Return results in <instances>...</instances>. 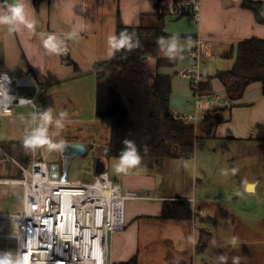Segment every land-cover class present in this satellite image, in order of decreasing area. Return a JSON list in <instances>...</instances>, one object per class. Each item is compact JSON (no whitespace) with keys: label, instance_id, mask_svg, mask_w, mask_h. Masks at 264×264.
Wrapping results in <instances>:
<instances>
[{"label":"crops","instance_id":"obj_1","mask_svg":"<svg viewBox=\"0 0 264 264\" xmlns=\"http://www.w3.org/2000/svg\"><path fill=\"white\" fill-rule=\"evenodd\" d=\"M158 1L25 0L28 18L37 21L35 30L31 31L21 26L19 31L11 32L8 26L0 25V71L15 75L20 68H25L32 72L42 92L39 106L44 110L53 109L54 124L58 119L62 123L67 121L65 123L72 124L67 116L60 117V113L65 112L63 96L68 101L74 99L72 92L63 93L62 88L67 87L68 80L75 78L77 80H73L74 85L80 84V89L85 85H88L90 90L95 89L97 79L92 66L108 60L114 54L115 50L109 46L108 38L116 34L117 25L138 26L154 23L158 16ZM242 1L201 0L199 23H194L189 16L176 20L164 16L163 31L167 37L164 38L165 44L160 49L159 58L163 62L157 68V72L170 77L169 107L172 113H175L172 110L175 108L182 112L183 109L188 110V102L192 98L188 82L177 75L190 63L186 55V38L200 37L213 54L212 58L203 60L201 66L204 79L201 92L207 99L215 95H220L222 99L227 96L224 81L217 75L231 69L233 59L229 55L235 50L236 45L250 38L264 39V24L257 23L252 12L241 7ZM13 2L14 0H0V10H4ZM73 31L77 33L76 37L69 36ZM49 33L57 35L62 44L68 46L67 58L50 53L44 48L43 41ZM173 35H177V51L174 57L169 59L166 55L167 44ZM150 62L155 68L154 59L151 58ZM166 62H169V65ZM86 76L88 78H85ZM82 112L83 110L80 111ZM29 113L28 111L26 116L31 119L32 124ZM72 115L75 117L77 112ZM16 116H0V120L18 118ZM212 116H216V125L210 135L211 139L221 142H243L240 144L264 143V94L260 83L249 84L242 95L232 101L230 108L225 109L219 105L213 110ZM107 118L111 124L114 123L113 116ZM75 120L78 124L94 122L92 117L78 116ZM39 123L37 119V124ZM66 129L68 131V126ZM82 133L84 135L81 136L86 135L85 132ZM197 136L205 137L203 126L198 127ZM5 140L0 138V146L9 155L12 154L13 148L17 147V143H23L7 138V145H4L1 141ZM145 144L138 147L137 151ZM1 157L3 154L0 152ZM103 160L105 163L106 158ZM144 160L155 162V159L142 157L141 166L134 168L132 170L134 172L130 171L129 174H120V177L113 178L119 187L144 193L147 197L127 200L124 227L110 237L108 248L110 263L123 264L135 257L136 264H212L213 261L206 257L208 255L205 252L200 256L195 254L198 229L207 224L204 210L198 207L197 212L196 205H193V218L182 222L161 218L163 204L166 201H176V197L179 196L164 194L157 197L152 193L157 188L154 185L156 181L148 172V168L141 169ZM15 161L22 165L26 164L16 158ZM2 166L0 162V167ZM19 172L18 170L17 176H20ZM0 175L3 178V168H0ZM252 181L251 178L243 180L248 191L255 190L256 183ZM11 183L2 181L0 185ZM12 186L13 189L19 188L16 183ZM182 199L191 201L187 194ZM230 246L234 245L231 243Z\"/></svg>","mask_w":264,"mask_h":264},{"label":"rangeland","instance_id":"obj_2","mask_svg":"<svg viewBox=\"0 0 264 264\" xmlns=\"http://www.w3.org/2000/svg\"><path fill=\"white\" fill-rule=\"evenodd\" d=\"M148 64L155 70L152 62ZM73 80L77 79L68 80L67 87L62 88L63 93L72 92L74 96L71 101L63 96L64 109L72 124L65 121L63 128H57L53 126L55 125L53 121L48 126L49 135L57 142L63 140L64 143H86L91 148L87 156L75 157L70 161L67 175L69 181L86 184L94 182L97 176L94 174V159L99 157L106 158V172L114 183V176L120 177V174L115 172L114 166L118 163L119 154L124 150L122 142L125 139L134 142L137 150L141 145L148 143L151 112L144 102L146 96L144 84L132 87L125 82L115 80L110 83V88H99L97 85L95 89L92 87L93 90H90L88 85L80 89V84L74 85ZM78 81L80 83V78ZM191 99L188 102V110L183 109V112L179 111V108L172 110L175 113L191 111L193 109V107L191 109ZM98 103L103 108L112 105H114L112 109L118 108L119 122L112 119L114 123L111 124L108 118L97 117ZM216 105L221 106L222 102L218 101ZM18 108L15 111L18 118L0 120V138L6 139L1 141L4 145H7V138L23 141L24 136L34 128L33 120L31 124V119L26 116V113L28 111L31 113L32 109ZM74 112H77L75 117L72 115ZM78 116L92 117L94 122L78 124L75 120ZM67 126L72 130L67 131ZM82 132L86 135L81 136L84 135ZM198 138L194 152L188 159H155V162L144 160L141 169L148 168V172L156 181L154 185L157 188L152 193L157 197L166 194V196L182 198L187 194L191 200L189 203L191 206L196 205L197 212H199L198 207L204 210L207 224L203 228L213 236L205 253L208 255L206 257L213 261L212 264H220L217 260L220 255L228 257L227 264H232L233 257H241L240 264H264V143L240 144L243 142H221L211 138ZM42 151L49 161L59 162L60 150L49 152L43 149ZM4 153L7 155L5 151ZM13 159L15 160V157L9 154L0 158L3 165L0 168H3L4 173L3 178L0 175V180L12 182L8 185H0L2 215L19 214L23 210V188L19 184L17 189H13L12 186L15 184L13 181L19 178ZM132 170L130 169L126 174ZM19 173L21 175V172ZM245 178H251L252 182L256 183L254 191L247 190L243 184ZM122 191L125 193L126 189L122 188ZM144 195L147 197L146 194ZM179 197H176L177 200H184ZM126 204L127 201L124 203L123 213ZM110 237L109 234L108 248ZM232 237H238V242L233 247L230 246Z\"/></svg>","mask_w":264,"mask_h":264},{"label":"built area","instance_id":"obj_3","mask_svg":"<svg viewBox=\"0 0 264 264\" xmlns=\"http://www.w3.org/2000/svg\"><path fill=\"white\" fill-rule=\"evenodd\" d=\"M157 10L167 19L189 16L194 23H199L201 0H159ZM185 42L190 63L177 75L188 81L193 109L173 113L172 117L197 126L205 121L207 113L218 101L225 108H230L232 101L227 96L223 99L203 96L200 64L204 58L212 57V52L198 36L188 37ZM64 46L67 51L60 55L65 59L69 48L61 45ZM40 93L38 81L25 68H20L15 75L0 71V116H13L18 107H29L32 112L42 113L45 110L39 106ZM33 123L36 127L37 120ZM42 150L30 151L24 165L13 159L21 172L13 182L23 188V210L19 214H0V252H19L24 264H110L107 236L123 229L125 201L143 199L144 193L132 190L123 193L107 172L97 175L89 184L63 181L61 154L56 178H52L50 165L53 161H49ZM0 151L8 156L2 149ZM103 175L113 190L111 198L116 204L112 205L109 200L107 206L94 205L100 190L91 186ZM81 186L84 189L80 190Z\"/></svg>","mask_w":264,"mask_h":264},{"label":"trees","instance_id":"obj_4","mask_svg":"<svg viewBox=\"0 0 264 264\" xmlns=\"http://www.w3.org/2000/svg\"><path fill=\"white\" fill-rule=\"evenodd\" d=\"M241 7L252 12L257 23L264 24V15L261 14L264 12V2L243 0ZM163 19L164 15L158 11L154 23L138 26L117 25L115 34L117 38L121 31L127 30L128 35L133 38V43L139 40L141 47L131 51L115 50L111 58L92 66L99 88H110V83L115 80L125 82L132 87L144 84L146 92L144 102L151 112V121H149L147 135L148 143L145 145L147 151L144 146L138 151V154L149 159L191 156L199 140L196 129L203 126L204 138H210L216 125V116H212L216 107L210 109L205 121L197 128L173 119V113L169 107L170 77L157 72V68L163 62L159 58L161 46L157 44V38L167 37L163 31ZM143 57L145 60H142ZM229 57L233 59L231 69L217 75L224 81L227 97L231 101L238 99L249 84L256 82L261 84L264 94V39L250 38L239 42L235 50L230 52ZM151 58L155 61V70L148 64ZM166 64L169 65V62ZM41 97L42 92L40 99ZM16 146L11 151L12 154L18 161L26 163L30 150L26 149L22 142L17 143ZM160 217L175 222L190 220L193 218V208L185 200L166 201L163 204ZM211 242L212 234L204 228H199L195 254L202 255ZM123 264H136V258L133 257Z\"/></svg>","mask_w":264,"mask_h":264},{"label":"clouds","instance_id":"obj_5","mask_svg":"<svg viewBox=\"0 0 264 264\" xmlns=\"http://www.w3.org/2000/svg\"><path fill=\"white\" fill-rule=\"evenodd\" d=\"M25 0H14V2L4 10H0V25L8 26V30L11 32L19 31L21 26L31 31L35 30L37 21L35 19H29L25 12ZM34 11V10H33ZM264 15V12L261 13ZM71 37H76L75 31L69 34ZM177 35H173L170 42L167 44L166 55L169 59L174 57L177 51ZM190 40V38H189ZM62 41L57 38V35L49 33L46 39L43 41V46L50 53L61 54L67 51L66 46L61 47ZM109 46L114 50L125 49L131 51L134 48H140L141 44L139 40L133 43L132 36L128 35L127 30L121 31L119 38L115 35H111L108 38ZM191 43V40H190ZM157 44L163 46L165 44L164 37L157 38ZM53 109L48 108L42 113L32 112L30 116L33 121L39 118L40 123L36 127L32 128L31 131L24 136L23 146L32 151L36 152L37 149H46L49 152L59 151L64 146V141H55L52 136L49 135L48 126L53 123ZM67 112H61L60 117H66ZM55 125L57 128H63L64 124L61 120H56ZM124 150L119 154L118 163L114 166V170L118 174H126L130 169L137 168L142 163V157L138 154L136 145L134 142L125 139L123 142ZM147 151V146H145ZM238 242V237H232L231 243L235 245ZM21 253H13L11 251L0 252V264H24L21 259ZM241 257H233L232 264H240ZM220 264H227L228 257L220 255L217 257Z\"/></svg>","mask_w":264,"mask_h":264},{"label":"water","instance_id":"obj_6","mask_svg":"<svg viewBox=\"0 0 264 264\" xmlns=\"http://www.w3.org/2000/svg\"><path fill=\"white\" fill-rule=\"evenodd\" d=\"M142 60H145V57H143ZM97 105H98V114H99V116L97 117L107 118V117L113 116L114 120H116V122H119L117 118L118 108L117 110H114L112 109L114 105H112L109 108H105V107L103 108V107H100L99 104ZM89 152H90V148L85 143H76V142L64 143L63 148L60 150V154L62 156V170H63L62 180L63 181L67 180L69 162L75 157H85L89 154ZM59 164H60V160L59 162L53 161L51 163L50 168L52 171L51 173L52 178H56V171L58 169ZM104 172H106V166H105L104 160L99 157L95 158L94 159V174L99 175Z\"/></svg>","mask_w":264,"mask_h":264},{"label":"bare ground","instance_id":"obj_7","mask_svg":"<svg viewBox=\"0 0 264 264\" xmlns=\"http://www.w3.org/2000/svg\"><path fill=\"white\" fill-rule=\"evenodd\" d=\"M162 14V13H161ZM164 15V14H163ZM201 72V71H200ZM201 76H202V73H201ZM203 76H202V81H201V84H202V82H203ZM201 84H200V86H201ZM204 96V95H203ZM216 96H218L219 97V95H215V97ZM206 98V97H205ZM213 97H211L210 99H212ZM220 98V97H219ZM217 106H219V105H215L214 107H217ZM222 107H224L223 105H221ZM214 107H212V108H214ZM225 108V107H224ZM197 127V126H196ZM196 127H194V128H196ZM93 189L94 188H98L99 190H100V196H98V198H96L95 199V204L94 205H96V204H102V205H105V206H107L108 205V201L109 200H112V205L113 204H116V202L111 198V195H112V188L110 187V185H109V182L108 181H106L105 180V175H103L102 177H99L98 178V182H97V184L96 185H94V186H91ZM82 189H84L83 188V186H81L80 187V190H82ZM117 189V188H116ZM80 193H81V191H80Z\"/></svg>","mask_w":264,"mask_h":264},{"label":"flooded vegetation","instance_id":"obj_8","mask_svg":"<svg viewBox=\"0 0 264 264\" xmlns=\"http://www.w3.org/2000/svg\"><path fill=\"white\" fill-rule=\"evenodd\" d=\"M91 149V148H90Z\"/></svg>","mask_w":264,"mask_h":264}]
</instances>
